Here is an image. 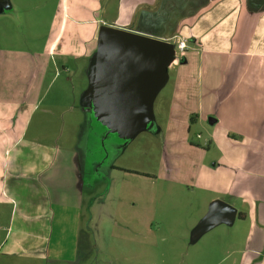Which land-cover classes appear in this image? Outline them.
<instances>
[{
    "label": "rangeland",
    "instance_id": "374dc122",
    "mask_svg": "<svg viewBox=\"0 0 264 264\" xmlns=\"http://www.w3.org/2000/svg\"><path fill=\"white\" fill-rule=\"evenodd\" d=\"M116 1L11 0L12 12L9 16L0 15V57L4 62L0 63V100L4 102L0 112L8 117L3 126H16L2 132L6 136L1 135L0 162L12 142L9 137L21 134L18 131L21 115L30 110L32 118L26 122L28 125L31 119L25 141L33 138L45 142L49 154L56 148L66 154L64 150L75 149L82 164L88 159L94 163V174L89 166H82L88 185L79 217L72 204L63 211L61 227L52 232V243L57 242L56 251L64 257L56 264H246L248 256L242 253L204 262L198 252L202 239H190L192 227L200 219L197 217L206 212L209 204H205L209 194L198 189L191 191L190 176L206 177L220 148L215 144L190 150L188 146L211 140L214 128V136H218L223 125L209 124V119L203 122L208 129L201 123L191 124L189 142L183 141L184 134L178 132L169 113L178 92L177 66L168 67V74L151 101L148 119L136 132L127 134L120 127L116 129L115 122L107 124L100 118V113L105 111L102 97L87 68L82 66L75 72L76 65L83 60L87 66L89 58L61 53L71 41L75 27L79 26L84 34L87 24L78 25L77 20H87L95 9L94 18L109 25L110 16L116 12ZM11 48L24 53L11 58L3 50ZM29 50L36 51L35 55ZM6 65L8 68H2ZM61 65H67L70 71L63 70ZM26 99L34 101L32 109L28 104L24 107L19 104ZM68 105L74 106L73 112L67 110L64 114L62 108ZM10 107L21 108L19 115ZM83 107L88 110L83 112ZM45 110L46 118L43 114L39 118ZM39 129L46 134H34ZM230 137H238L237 146L245 153L244 136ZM228 166L223 164L220 169ZM232 167L240 183L253 181L264 185L262 166L254 167L241 157ZM88 181L93 183L89 185ZM241 199L237 198L236 205H240ZM253 221L248 215L246 220L237 219L234 224L247 231ZM251 254L260 260L264 258L262 251ZM36 262L30 257L9 261L10 264ZM47 262L45 258L39 259L40 264Z\"/></svg>",
    "mask_w": 264,
    "mask_h": 264
},
{
    "label": "crops",
    "instance_id": "0c3cea01",
    "mask_svg": "<svg viewBox=\"0 0 264 264\" xmlns=\"http://www.w3.org/2000/svg\"><path fill=\"white\" fill-rule=\"evenodd\" d=\"M110 1L113 0L108 3ZM115 5L116 12L110 16L109 25L94 18L95 9L90 11L92 15L87 20H77L78 25L87 24L82 31L84 34L79 26L75 27L62 55L89 58L87 66L81 60L75 72L84 66L93 80L100 65L101 31L105 26L173 44L174 54L168 67L177 66L178 92L171 101L169 113L178 132L184 134L183 141L189 142L191 124L201 123L208 129L203 122L209 119V124L223 125L218 136H214V128L211 140L188 146L190 150L215 144L220 148L206 177L190 176L191 191L198 189L209 194L205 204L221 198L239 206L232 224L220 223L198 238L202 239L198 245L200 258L204 262L223 260L242 253L248 256L246 264L264 263V258L260 260L251 254L254 251L264 254V185L253 181L240 183L232 173V166L242 157L254 167L262 166L264 176V0H117ZM12 9L10 0L9 7L3 8L0 15L9 16ZM180 39L186 44L181 52L176 46ZM3 50L9 57L24 53L12 48ZM0 63H4L2 57ZM61 68L70 71L67 65ZM168 71L167 68V74ZM19 104L23 107L28 104L32 109L34 101L26 99ZM3 107L4 102L0 100V108ZM73 107L64 106L62 110L64 114L67 110L72 113ZM20 109L10 107L17 116ZM87 110L88 107L82 108L83 112ZM28 112L21 115L18 130L21 134L9 137L12 142L0 162V264H10L12 258L18 257L35 258L36 264L44 258L50 264L61 262L64 257L56 251L57 242L52 243V232L61 227L63 211L72 204L79 217L88 185L82 166L94 171V163L88 159L82 164L75 149L64 150L66 154L56 148L49 154L45 142L33 138L25 141L31 119L28 125L26 122L32 118ZM42 114L46 118V110L39 118ZM4 119L8 117L0 112V141L1 135L6 136L2 132L16 127L3 126ZM12 124L15 125V121ZM34 134L45 135L46 132L39 129ZM235 135L244 136L245 153L237 146L238 137H230ZM220 162L229 166L220 169ZM237 198H242L240 205H236ZM203 215L204 211L197 219ZM248 215L254 218L253 224L247 231L243 228L241 231L234 223L237 219L246 220ZM32 246L36 248L29 249Z\"/></svg>",
    "mask_w": 264,
    "mask_h": 264
},
{
    "label": "water",
    "instance_id": "95a60500",
    "mask_svg": "<svg viewBox=\"0 0 264 264\" xmlns=\"http://www.w3.org/2000/svg\"><path fill=\"white\" fill-rule=\"evenodd\" d=\"M9 5L10 0H0V11ZM101 37L100 65L93 79L105 110L100 118L131 134L150 116L151 101L165 79L174 47L167 40L112 26H105ZM236 216L234 205L221 198L211 200L190 232L191 241L220 223L232 224Z\"/></svg>",
    "mask_w": 264,
    "mask_h": 264
},
{
    "label": "built area",
    "instance_id": "2783aa9c",
    "mask_svg": "<svg viewBox=\"0 0 264 264\" xmlns=\"http://www.w3.org/2000/svg\"><path fill=\"white\" fill-rule=\"evenodd\" d=\"M176 46L180 52L183 51L186 47L185 41L183 39L177 40Z\"/></svg>",
    "mask_w": 264,
    "mask_h": 264
},
{
    "label": "trees",
    "instance_id": "16d2710c",
    "mask_svg": "<svg viewBox=\"0 0 264 264\" xmlns=\"http://www.w3.org/2000/svg\"><path fill=\"white\" fill-rule=\"evenodd\" d=\"M239 216H242V214H241V213H239Z\"/></svg>",
    "mask_w": 264,
    "mask_h": 264
}]
</instances>
